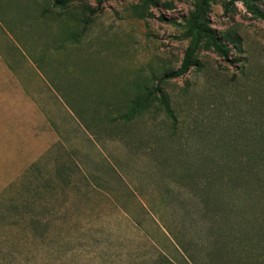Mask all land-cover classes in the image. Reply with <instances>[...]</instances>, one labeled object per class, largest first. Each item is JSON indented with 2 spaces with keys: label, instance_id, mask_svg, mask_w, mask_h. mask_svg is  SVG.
<instances>
[{
  "label": "rangeland",
  "instance_id": "374dc122",
  "mask_svg": "<svg viewBox=\"0 0 264 264\" xmlns=\"http://www.w3.org/2000/svg\"><path fill=\"white\" fill-rule=\"evenodd\" d=\"M227 2L163 81L194 0H0V264L239 263L202 210L264 209V0Z\"/></svg>",
  "mask_w": 264,
  "mask_h": 264
},
{
  "label": "trees",
  "instance_id": "16d2710c",
  "mask_svg": "<svg viewBox=\"0 0 264 264\" xmlns=\"http://www.w3.org/2000/svg\"><path fill=\"white\" fill-rule=\"evenodd\" d=\"M194 1V9L183 25V36L189 42L182 62L180 67L168 76H165L162 79L163 81L178 79L186 75L190 68L194 66V57L200 49L202 42L205 43L206 48L212 50L219 58L223 60L227 59L228 49L216 38L214 31L208 28L202 21L205 0ZM237 3L241 4L249 13L263 19L262 14L253 9L250 0H228L226 7H233ZM229 193L236 196L240 202L243 201V205H247L246 208H250L253 212V217L248 216L246 219L240 220L239 223L236 222V226H233L236 228L232 234V226L230 227L229 221L235 218L236 214L238 216L243 215L241 211L239 212V209L230 208L225 211L221 209L220 213L217 209L211 211L206 208V210H202L205 218L209 220L206 229L207 245L212 249L208 254L212 258L223 257L227 259L230 258L229 253H231L237 257L238 264H264V220L259 215L254 218L256 208H259L258 211H262L260 213H263L264 209L250 202L249 198L244 195L236 192ZM220 202L222 205H227L225 203L227 199L223 198V196ZM217 225L218 230L216 229ZM231 237H234V239L230 240ZM181 251L187 256L184 248H181ZM187 258L190 261L193 259L191 256H187Z\"/></svg>",
  "mask_w": 264,
  "mask_h": 264
},
{
  "label": "crops",
  "instance_id": "0c3cea01",
  "mask_svg": "<svg viewBox=\"0 0 264 264\" xmlns=\"http://www.w3.org/2000/svg\"><path fill=\"white\" fill-rule=\"evenodd\" d=\"M71 193H68V195H70Z\"/></svg>",
  "mask_w": 264,
  "mask_h": 264
}]
</instances>
